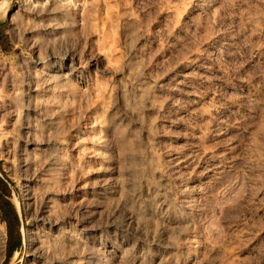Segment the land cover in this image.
<instances>
[{"label":"rangeland","instance_id":"374dc122","mask_svg":"<svg viewBox=\"0 0 264 264\" xmlns=\"http://www.w3.org/2000/svg\"><path fill=\"white\" fill-rule=\"evenodd\" d=\"M67 1L0 0V264H264V0Z\"/></svg>","mask_w":264,"mask_h":264},{"label":"bare ground","instance_id":"6f19581e","mask_svg":"<svg viewBox=\"0 0 264 264\" xmlns=\"http://www.w3.org/2000/svg\"><path fill=\"white\" fill-rule=\"evenodd\" d=\"M61 1V0H60ZM63 1V0H62ZM67 1V0H66ZM71 1V0H70ZM70 1H67V2H65V5L67 6L68 5V3L70 2ZM74 1V0H73ZM89 1L90 0H88V3H89ZM76 2H78V0L76 1ZM80 2H87L86 0H81V1H79V3ZM58 3V0H23V4H24V6H26L27 7V9H30V13L32 12L31 11V9L32 8H39L40 9V7H49V8H52L53 10L57 7V4ZM71 3V2H70ZM72 4H73V2H72ZM76 4V3H75ZM85 4V3H84ZM61 5V4H60ZM59 5V6H60ZM71 5V4H70ZM78 5V4H77ZM76 5V6H77ZM72 6V5H71ZM79 6V5H78ZM81 6H82V4H81ZM88 6V5H87ZM70 7V6H69ZM62 8H64L63 10H65L66 8H65V6L64 7H62ZM78 8V7H77ZM80 8V7H79ZM88 8H89V6H88ZM38 9V11H42L43 9H41V10H39ZM80 9H82V8H80ZM80 9H79V11H80ZM25 10H26V8H25ZM84 10V9H83ZM44 11V10H43ZM46 11V10H45ZM58 11V10H57ZM56 11V12H57ZM67 11H68V9H67ZM24 12H27V13H29L28 11H24ZM55 12V11H54ZM55 12V13H56ZM29 13V14H30ZM41 13V12H40ZM45 14L47 13V12H44ZM33 14V13H32ZM43 14V13H42ZM48 14H50V12L48 13ZM54 14V13H53ZM52 14V15H53ZM57 14V13H56ZM61 14V13H60ZM37 15V14H36ZM63 15V14H62ZM31 16V15H30ZM55 16V15H54ZM59 16H61V15H59ZM32 17V16H31ZM41 17H42V15H41ZM39 18V17H38ZM59 18V17H58ZM57 18V19H58ZM32 19V18H31ZM41 19V18H40ZM55 19V18H54ZM131 20V19H130ZM132 20H133V18H132ZM131 20V21H132ZM29 21V20H28ZM35 21V20H34ZM49 21V20H48ZM78 21V20H77ZM133 24V23H132ZM50 31V30H49ZM34 43V42H33ZM36 43V42H35ZM34 43V44H35ZM45 46V45H44ZM36 56V55H35ZM32 60V59H31ZM36 61V60H35ZM37 61H38V59H37ZM31 62H33V60L31 61ZM44 61H41V62H37V63H40V65H41V63H42V65H44V63H43ZM35 63V62H34ZM46 63V62H45ZM33 64V63H32ZM48 66H49V64H48ZM36 68L38 67V66H35ZM42 67V66H41ZM44 67H46L45 65H44ZM39 68V67H38ZM43 68V67H42ZM42 68H39V70L40 69H42ZM54 69V68H53ZM43 70V69H42ZM48 70V69H47ZM50 70V69H49ZM1 72V71H0ZM50 72L51 71H49V74H50ZM38 73V72H37ZM39 73H41V72H39ZM48 73V72H47ZM1 74H3V72H1ZM43 74V72L41 73V75ZM54 74V73H53ZM57 74H59V73H57ZM65 74V73H64ZM41 75H40V77H41ZM46 76H47V74H45ZM55 75V74H54ZM1 76V75H0ZM37 76V75H36ZM59 76H60V74H59ZM58 76V77H59ZM2 77V76H1ZM4 77H5V75H4ZM45 77V76H44ZM48 77H50V79H52L54 76H51V75H49V76H47L46 78L48 79ZM61 77H62V75H61ZM34 78H35V76H34ZM6 79V78H5ZM33 79V78H32ZM38 79H39V77H38ZM47 79H43V82H44V80H46L47 81ZM56 79V78H55ZM28 80V79H27ZM35 80V79H34ZM36 80H37V78H36ZM57 80V79H56ZM59 80H60V77H59ZM3 81V80H2ZM42 80H38V81H36V82H41ZM1 82V81H0ZM30 82V84H32V82L31 81H29ZM50 82V81H49ZM6 83V82H5ZM10 83H12L11 81H10ZM42 83V82H41ZM46 82H44V84H45ZM1 84H2V82H1ZM7 84V83H6ZM8 84H9V82H8ZM7 84V85H8ZM29 84V83H28ZM29 84V85H30ZM34 85H35V81H34V83H33ZM43 84V83H42ZM48 84V83H47ZM51 84H52V82H51ZM6 85V86H7ZM10 85V84H9ZM9 85H8V87H9ZM16 85V84H15ZM37 85V86H36ZM35 86L36 87H38V83L36 84ZM41 85V84H40ZM40 85H39V90H40ZM46 85V84H45ZM12 86L13 85H11V87H10V90L12 91L13 89L15 90V92H17L18 90L17 89H19L20 87H18L17 89H15L16 88V86H15V88L13 87V89H12ZM41 86H43V85H41ZM51 86V85H50ZM48 87V86H47ZM1 88H3V87H1ZM27 88V87H26ZM54 88V87H53ZM9 89V88H8ZM34 89V88H33ZM43 89V87L41 88V90ZM17 90V91H16ZM20 90V89H19ZM31 90H32V87H31ZM35 90H36V88H35ZM39 90L37 91L38 93H39ZM45 90V89H44ZM53 91V90H52ZM13 92V91H12ZM15 92H13L14 94H15ZM19 92V91H18ZM20 92H21V90H20ZM44 92H46V91H44ZM2 93V92H1ZM12 93V94H13ZM30 93H31V91H30ZM52 93V92H51ZM56 93V92H55ZM19 94V93H18ZM37 94V93H36ZM10 95V94H9ZM32 95V94H31ZM31 95H30V97H31ZM45 95V94H44ZM50 95V94H49ZM48 95V96H49ZM54 95V94H53ZM57 95V94H56ZM17 96V95H16ZM22 96V95H21ZM32 96H35V93H34V95H32ZM40 96H42V95H40ZM46 96V95H45ZM59 96H61V95H59ZM0 97H3V95H1ZM9 97H11V96H9ZM23 97V96H22ZM21 97V98H22ZM54 97H56V96H54ZM57 97H58V95H57ZM56 97V98H57ZM21 98H19V96H18V99H21ZM29 98V97H28ZM35 98V99H34ZM38 97L36 96V97H32V99H34L35 101H37L38 99H37ZM42 98H45V97H43L42 96ZM41 98V99H42ZM52 97H50V99H51ZM17 99V98H16ZM37 99V100H36ZM41 99H39V100H41ZM48 99V98H47ZM160 99V98H159ZM0 101H1V98H0ZM21 101V100H20ZM30 101V100H29ZM42 101H44L43 99H42ZM57 101V99L55 100V102ZM41 102V101H40ZM50 102V101H49ZM21 103V102H20ZM27 103L29 104L30 102H28L27 101ZM26 103V104H27ZM32 103V102H31ZM12 104V103H11ZM33 104V103H32ZM40 104V103H39ZM42 104V103H41ZM40 104V105H41ZM1 105H2V103H1ZM27 106V105H26ZM29 106V105H28ZM1 107L2 106H0V109H1ZM5 107L8 109V107H7V105H5ZM4 107V108H5ZM11 109L13 108H15L16 109V105H15V107H10ZM9 108V109H10ZM14 109V110H15ZM18 109V108H17ZM17 109H16V112H14V113H17ZM2 110V109H1ZM4 111L3 112H5V109H3ZM20 110V109H19ZM6 111H8V113H10V110H6ZM206 112V111H205ZM2 112H0V114H1ZM7 113V112H6ZM5 113V114H6ZM23 113V112H22ZM116 113V112H115ZM3 114V113H2ZM17 115H18V113H17ZM9 116V115H8ZM16 116V115H15ZM22 116V115H21ZM29 116V115H28ZM1 117V116H0ZM14 117V116H13ZM19 117V116H18ZM16 118V117H15ZM20 118V117H19ZM18 119V118H17ZM19 120V119H18ZM21 120V119H20ZM9 122V121H8ZM16 122V121H15ZM11 123V122H10ZM27 123H28V121H27ZM96 123V122H95ZM26 124V123H25ZM1 126V125H0ZM12 126V125H11ZM30 127V126H29ZM1 128V127H0ZM108 128V127H107ZM10 129V128H9ZM30 129H32V128H30ZM1 130V129H0ZM107 130V129H106ZM6 131H8V130H6ZM25 132V131H24ZM2 133V132H1ZM3 133H5V131L3 132ZM8 133V132H7ZM6 134V133H5ZM1 135V134H0ZM25 136V135H24ZM110 137V136H109ZM102 139V138H101ZM112 140V139H111ZM109 141V140H108ZM114 141V140H113ZM111 142V141H110ZM12 143V142H11ZM15 143V142H14ZM98 143V142H97ZM6 144V143H5ZM11 145V144H10ZM14 145V144H13ZM113 145V144H112ZM12 148V147H11ZM10 148V149H11ZM17 149V148H16ZM8 152V151H7ZM62 152V151H61ZM165 152V151H164ZM63 153V152H62ZM151 154V153H150ZM100 155V154H99ZM64 156V155H63ZM62 156V157H63ZM62 157H60L59 159H56L55 161H54V164L55 165H57V166H65V167H67L66 165H64L65 164V160H63V158ZM102 158V157H101ZM64 159H66L65 158V156H64ZM67 160V159H66ZM69 161V160H68ZM168 161V160H167ZM185 161V160H184ZM26 162V161H25ZM53 162V161H52ZM69 163V162H68ZM185 163H186V161H185ZM70 164V163H69ZM51 165V164H50ZM165 165H166V163H165ZM184 165V164H183ZM69 166V165H68ZM185 166V165H184ZM53 167V166H52ZM30 168V167H29ZM61 168V167H60ZM67 168H69V167H67ZM187 169V168H186ZM60 170V169H59ZM62 170V169H61ZM66 170V169H65ZM66 175V174H65ZM60 176V175H59ZM180 180V179H179ZM111 182V181H110ZM174 182V181H173ZM172 183V182H171ZM187 183V182H186ZM119 184V183H118ZM128 184V183H127ZM181 185V184H180ZM184 185V184H183ZM167 186V185H166ZM173 186H175V184L174 185H172V186H169L168 188L167 187H164V188H161V189H158V190H156L155 192H153L152 194L153 195H151L152 197L150 198V199H148V201L146 202V205H145V210H144V212L145 213H142V214H144V216H143V221L145 220V221H149L150 222V220H151V218L153 217V219L155 220V218H154V216L156 217H161L160 219H161V221L162 222H164V223H168L169 224V226L170 227H172V221H173V218L171 217L172 215L170 214L171 212H173L174 211V207H173V203H172V196H173V193H174V191H173ZM176 187V186H175ZM175 187H174V189H175ZM186 187V186H185ZM130 188V187H129ZM181 190V189H180ZM183 191V190H182ZM41 193V192H40ZM181 194V193H180ZM41 195V194H40ZM30 197V196H29ZM30 201V200H29ZM40 201V200H39ZM31 202V201H30ZM51 202V201H50ZM49 203V202H48ZM159 204V205H161V207H162V209H163V211L162 212H166L165 214H162V215H160L159 216V214H160V212L159 211H157L156 209H155V206H154V204ZM47 204V203H46ZM45 205V204H44ZM50 205H52V204H50ZM49 205V206H50ZM158 205V206H159ZM29 206V205H28ZM44 207V206H43ZM63 207H64V205H63ZM67 207V206H66ZM50 207H47V209H49ZM52 208V207H51ZM46 209V212H48V210ZM54 209H55V207H54ZM60 209V208H59ZM45 211V210H44ZM43 211V212H44ZM42 212V211H41ZM49 212H50V209H49ZM161 212V213H162ZM58 213V212H57ZM174 213V212H173ZM172 213V214H173ZM45 214V213H44ZM43 214V215H44ZM49 215V214H48ZM48 215H46V216H48ZM40 216H41V214H40ZM52 215H50V218L52 219V217H51ZM54 216V215H53ZM56 217V216H55ZM54 217V218H55ZM157 217H156V219H157ZM49 218V219H50ZM42 219H43V216H42ZM57 219V217L55 218V220H49L48 222H47V224H48V226L49 227H51V228H56V227H58V220H56ZM152 219V220H153ZM38 220L40 221V218H38ZM45 221V220H44ZM160 221V222H161ZM64 222V221H63ZM154 222V221H153ZM174 222V221H173ZM41 223H42V221H41ZM40 223V224H41ZM164 223H162V224H164ZM43 224V223H42ZM132 224V223H131ZM146 224H147V222H146ZM187 224V223H186ZM41 226V225H40ZM47 226V227H48ZM168 226V225H167ZM62 227V226H61ZM61 227L59 228H57V232H56V234L53 236V241H54V239H55V242L57 243H60V244H63V246H65V248H67L66 246H68V247H72L73 249H76V248H83L82 246H81V244H83V242H82V239H80V238H77V237H73V236H70L69 235V233H68V231L67 230H63V229H61ZM173 229H176V226H173L172 227ZM46 229V228H45ZM45 229L44 230H42V231H45ZM49 229V228H48ZM47 229V230H48ZM65 229V228H64ZM177 229H179V227H177ZM35 233V232H34ZM170 233V232H169ZM48 234V233H47ZM50 234V233H49ZM52 234V233H51ZM71 234V233H70ZM31 235V234H30ZM34 236V238L32 237L31 239H30V242H31V245H33V246H35V249H36V247H37V252H36V257H38V258H41L42 256H43V253L45 252V247H44V243L45 242H47V240H45V242L43 241V236H45V235H43V234H38L37 232L35 233V234H33ZM44 239H46V237L44 238ZM114 241H115V239H114ZM50 242V241H49ZM3 243H4V236H3V234H2V232L0 231V253H2L3 254ZM58 243H57V245H58ZM47 244V243H46ZM85 246H86V244H84ZM32 246V247H33ZM64 248V247H63ZM80 248V249H81ZM34 249V248H33ZM35 249H34V251H35ZM80 249H77V251H79ZM99 249V248H98ZM67 251L69 250V248H67L66 249ZM82 250V249H81ZM80 250V251H81ZM32 251V250H31ZM71 251V250H70ZM32 253H35V252H32ZM79 253V252H78ZM45 254V253H44ZM68 254V252L66 253V255ZM74 254V253H73ZM80 254V253H79ZM78 254V255H79ZM118 254V253H117ZM77 255V254H76ZM46 256V255H45ZM49 256V255H48ZM51 256V255H50ZM44 257V256H43ZM64 257H65V255H64ZM34 258V257H33ZM123 258V257H122ZM42 259H44V258H42ZM103 259H104V257H103ZM45 260V259H44ZM47 260V259H46ZM121 260V259H120ZM143 260V259H142ZM145 260V259H144ZM143 260V261H144ZM38 261V260H37ZM59 261V260H58ZM76 261H78V260H76ZM106 261V260H105ZM108 261H106V263H107ZM112 262V261H111ZM82 263V262H81ZM105 263V264H106ZM40 264V263H39ZM44 264V263H43ZM163 264V263H162Z\"/></svg>","mask_w":264,"mask_h":264},{"label":"trees","instance_id":"16d2710c","mask_svg":"<svg viewBox=\"0 0 264 264\" xmlns=\"http://www.w3.org/2000/svg\"><path fill=\"white\" fill-rule=\"evenodd\" d=\"M13 249H11V251H12Z\"/></svg>","mask_w":264,"mask_h":264}]
</instances>
